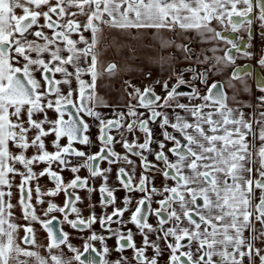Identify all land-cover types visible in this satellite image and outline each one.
<instances>
[{
    "label": "snow or ice",
    "instance_id": "1",
    "mask_svg": "<svg viewBox=\"0 0 264 264\" xmlns=\"http://www.w3.org/2000/svg\"><path fill=\"white\" fill-rule=\"evenodd\" d=\"M257 35L264 0H0V264H264Z\"/></svg>",
    "mask_w": 264,
    "mask_h": 264
},
{
    "label": "crops",
    "instance_id": "2",
    "mask_svg": "<svg viewBox=\"0 0 264 264\" xmlns=\"http://www.w3.org/2000/svg\"><path fill=\"white\" fill-rule=\"evenodd\" d=\"M134 82H137V83H138V80H137V81H134ZM94 151H95V149H94ZM42 168H43V165H41L40 168H37L36 171H40ZM80 174H81L82 176H86V175H87V172H86V170H82ZM63 175H64V177H65V180H69V179L72 178V174H71L70 172H65V173H63ZM16 182L19 183V177H17ZM39 183H40V185L42 186V190H46V189H48V188L53 187V184L49 181V179H48L47 177H42V178L40 179ZM118 195L122 196L123 193H118ZM93 198H94V199H98V197L95 196V195H94ZM17 199H18V193H17V190H16L15 188H13V200H12L13 204L16 203ZM48 199H52L53 202H55V203H57V204H60V205H62L63 202H64V196H63V194H61L60 196L55 197V198L45 197V201H47ZM33 203H35V196H34ZM86 204H87V201H85V205H86ZM46 207H47V203H45L44 205H37V206H36L37 215H41V217L44 218V217L42 216V209H43V208H46ZM14 211L16 212V215H17V216H20V212H19L18 209L14 210ZM99 211H100L99 208H97V214H99ZM83 214H84L85 216L88 215V210H87L86 207L84 208V213H83ZM20 222L23 223V221H20ZM34 227L36 228L37 239L41 238V240H43V243H44V244H47L46 233H45L43 230H41L40 225H39V224H36V225H34ZM66 230L72 232L73 237H74V239H73L72 242H73L77 247H80L81 251H83V248H82V245H83V239L78 238V237H79V234L76 233V232H74V230H71V229H67V228H66ZM22 234H23V233H21V235H22ZM84 236L86 237V236H87V233H85ZM43 243H42V244H43ZM113 243H114V241H109V245H110V246H111ZM40 252H41L42 255H46V252L44 251L43 248L40 249ZM127 254L130 255L131 253L129 252V253H127ZM67 256L70 257V256H71V253H68Z\"/></svg>",
    "mask_w": 264,
    "mask_h": 264
},
{
    "label": "flooded vegetation",
    "instance_id": "3",
    "mask_svg": "<svg viewBox=\"0 0 264 264\" xmlns=\"http://www.w3.org/2000/svg\"><path fill=\"white\" fill-rule=\"evenodd\" d=\"M243 35V33H241ZM254 45V52L256 53V56L251 61H241L240 63H251L253 65H256V60L259 58V55L264 53V39H262L259 35H257L253 40ZM261 71H264V69H261ZM250 83L253 84V90H255V84L254 81H250Z\"/></svg>",
    "mask_w": 264,
    "mask_h": 264
},
{
    "label": "rangeland",
    "instance_id": "4",
    "mask_svg": "<svg viewBox=\"0 0 264 264\" xmlns=\"http://www.w3.org/2000/svg\"><path fill=\"white\" fill-rule=\"evenodd\" d=\"M113 58H116L115 55H113ZM241 61H238V63H240ZM159 91V89H158ZM37 243L38 244H42L43 243V240H41V238L37 239ZM44 244V243H43Z\"/></svg>",
    "mask_w": 264,
    "mask_h": 264
}]
</instances>
